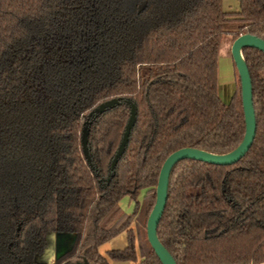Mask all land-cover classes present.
<instances>
[{
  "label": "trees",
  "instance_id": "16d2710c",
  "mask_svg": "<svg viewBox=\"0 0 264 264\" xmlns=\"http://www.w3.org/2000/svg\"><path fill=\"white\" fill-rule=\"evenodd\" d=\"M223 1L0 0V264H38L51 233L76 237L55 264H108L98 248L123 232L127 247L107 256L134 263L132 223L139 264H160L146 225L163 162L187 148L228 154L245 133L234 65L236 90L228 104L219 96V50L228 35L264 40V0H237V13ZM242 55L255 138L232 166L173 167L157 237L176 264L264 263V55ZM112 99L132 101L137 117L114 177L100 184L129 109L121 104L91 125L96 171L81 130ZM125 197L130 216L118 206Z\"/></svg>",
  "mask_w": 264,
  "mask_h": 264
},
{
  "label": "water",
  "instance_id": "95a60500",
  "mask_svg": "<svg viewBox=\"0 0 264 264\" xmlns=\"http://www.w3.org/2000/svg\"><path fill=\"white\" fill-rule=\"evenodd\" d=\"M246 48L256 49L261 53H263L264 55V40H261L257 37L248 34L240 35L237 39L233 41L231 46V51H230L231 59L233 65L235 66L237 76L240 81L241 104H242L244 124H245V133L240 145L235 150L225 155H214L204 151L189 149V148L181 149L169 155L165 159V161L163 162L160 168L157 179V185L155 188V204L148 217L147 225H146V237L148 244L151 247L153 253L157 257L160 264H176L173 258L170 256V254L161 245L157 237V227L166 206L169 177L173 167L178 162L184 160L201 162L213 166H221V167L232 166L238 163L246 155V153L253 144L256 133V121H255V113L253 109L251 78L242 55V50ZM121 104H125L128 107L129 117L125 125L119 146L113 158L110 161L108 175L107 178L105 179V182H109L111 178L115 175V169L117 163L123 156L125 149L128 145L131 131L136 123L137 107L130 100L112 99L106 101L100 104L99 106H97L96 108H94L87 115L81 130L80 143H81L83 157L90 170L95 171V167L92 162V156L90 153V146H89L90 127L98 117H100L107 111H110ZM56 236L58 237L68 236L73 238V242L71 243V245L62 248L60 251L58 250V253L56 254V259H59L60 257H62L64 254H66L71 250L74 244L75 236L67 235V234H56ZM76 264H87V263L84 262V263H76Z\"/></svg>",
  "mask_w": 264,
  "mask_h": 264
},
{
  "label": "rangeland",
  "instance_id": "374dc122",
  "mask_svg": "<svg viewBox=\"0 0 264 264\" xmlns=\"http://www.w3.org/2000/svg\"><path fill=\"white\" fill-rule=\"evenodd\" d=\"M223 10L227 13H237V0H224ZM228 28V26L225 27L226 30ZM232 43V36L228 35L223 37L218 57L219 96L225 104L229 103L234 91L236 90V76L234 75L233 62L230 55ZM143 195L144 191L139 194L137 200L141 201ZM120 204L121 209L125 212L127 209H129L130 212L133 210L134 202H131L129 198H124ZM53 237H55V234L48 235L47 249L42 255L35 257V261L38 264H51L55 261L56 254L52 245Z\"/></svg>",
  "mask_w": 264,
  "mask_h": 264
},
{
  "label": "crops",
  "instance_id": "0c3cea01",
  "mask_svg": "<svg viewBox=\"0 0 264 264\" xmlns=\"http://www.w3.org/2000/svg\"><path fill=\"white\" fill-rule=\"evenodd\" d=\"M120 207H121V204H120ZM128 211H129V209H127V211L126 212L124 211V212L126 214H129L130 211L129 212ZM48 235H47V237H48ZM47 242H48V238H47ZM72 242H73V238L68 237V236L58 237L55 235V237H53V239H52V245H53V248L55 249L56 254L58 253V250L60 251L62 248H65V247L71 245ZM126 245H127L126 235H125V233H123V234H120L119 236H117L116 238L112 239L111 241L107 242L103 246H101L99 248V251L102 255H105V253L108 251L123 250L126 247ZM109 264H131V263L110 262ZM262 264H264V263H262Z\"/></svg>",
  "mask_w": 264,
  "mask_h": 264
},
{
  "label": "flooded vegetation",
  "instance_id": "af4514ba",
  "mask_svg": "<svg viewBox=\"0 0 264 264\" xmlns=\"http://www.w3.org/2000/svg\"><path fill=\"white\" fill-rule=\"evenodd\" d=\"M228 104V103H227ZM85 122V121H84ZM83 126V125H82ZM95 167V166H94ZM95 171H96V168H95ZM108 175V174H107ZM114 177V176H113ZM107 178V177H106ZM100 182V184L102 183V182H105V179L103 180V181H99ZM110 182V181H109ZM109 182H105V183H109ZM141 193V192H140ZM144 195H145V191H144ZM144 195H143V197H144ZM143 197H142V199H141V201H138V203H141L142 202V200H143ZM125 198H127V197H125ZM124 199V198H123ZM122 199V200H123ZM121 200V201H122ZM120 201V202H121ZM120 202L118 203V206H119V208L121 209V207H120ZM133 210H134V207H133ZM133 210L129 213V214H126L122 209H121V211L125 214V215H127V216H130V215H132V213H133ZM129 230H131L132 232H133V235H134V238H135V250H136V262H134L135 264H139V263H141V261H142V258H141V256H140V254H139V249H138V244H137V241H136V227H135V225H134V223H132L131 224V226L129 227ZM123 233H125V235H126V241H127V234H126V232H123ZM123 233H121V234H123ZM51 234H55V233H51ZM56 235V234H55ZM67 235H73V234H67ZM120 235V234H119ZM118 235V236H119ZM73 236H75V235H73ZM117 237V236H116ZM115 237V238H116ZM147 238V237H146ZM46 239H47V237H46ZM114 239V238H113ZM112 240V239H111ZM110 240V241H111ZM75 242H76V237H75V239H74V244H73V246H72V248H71V250L70 251H72V249H73V247H74V245H75ZM109 242V241H108ZM107 243V242H106ZM105 243V244H106ZM104 245V244H103ZM103 245H101V246H103ZM100 246V247H101ZM47 247H48V244H47ZM99 247V248H100ZM126 247H127V245H126ZM125 247V248H126ZM99 248H98V254L102 257V258H104L106 261H107V263L109 264L110 262H115V263H131V264H134L133 262H118V261H112V260H110L109 258H108V256H107V254L109 253V252H112V251H123V250H112V251H108V252H106L105 253V255H102L101 253H100V251H99ZM69 251V252H70ZM45 252V251H44ZM69 252H67V253H69ZM66 253V254H67ZM55 254H56V252H55ZM65 255V254H64ZM63 255V256H64ZM57 260L58 259H56L55 258V261L53 262V263H51V264H55L56 262H57ZM84 262H86L87 264H88V262L86 261V260H79V259H73V260H71V259H67L66 260V262L65 263H68V264H76V263H84ZM37 263V262H36Z\"/></svg>",
  "mask_w": 264,
  "mask_h": 264
}]
</instances>
